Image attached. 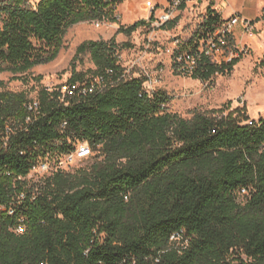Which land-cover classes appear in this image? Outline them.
Wrapping results in <instances>:
<instances>
[{"label":"trees","instance_id":"obj_1","mask_svg":"<svg viewBox=\"0 0 264 264\" xmlns=\"http://www.w3.org/2000/svg\"><path fill=\"white\" fill-rule=\"evenodd\" d=\"M124 1L0 0V72L28 79L58 57L71 27L117 23ZM213 7L176 53L218 28L222 16ZM149 23L121 25L117 34ZM118 50L115 37L83 41L69 82L112 68L114 84L65 101L60 90L42 86V118L26 126L24 105L33 97L0 80V264H264V117L250 124L239 109L191 118L169 112V96L149 91L147 78L120 79ZM87 53L95 68L76 70ZM240 58L221 65L205 58L191 77L208 81ZM8 125L17 133L4 145ZM85 141L93 151L89 166L28 178L40 160Z\"/></svg>","mask_w":264,"mask_h":264},{"label":"rangeland","instance_id":"obj_2","mask_svg":"<svg viewBox=\"0 0 264 264\" xmlns=\"http://www.w3.org/2000/svg\"><path fill=\"white\" fill-rule=\"evenodd\" d=\"M211 1L220 5L221 11L216 5L213 8L222 18L236 14L240 20L252 21L255 29L246 30L239 23L234 31L235 40L240 48L246 47L247 52L241 55L232 70L215 74L211 80L203 81L176 72L173 52L177 40L186 43L191 38H196L195 34L201 27ZM142 3L145 0L122 2L116 10V14H120L117 23L93 21L71 27L65 36L64 48L54 61L34 68L28 79H19L11 72H0V80L5 82L8 90L24 91L30 97H35L42 86L63 85L69 80L73 71L72 60L77 47L83 41L110 40L115 37L119 44L120 63L131 75L147 78V89L151 92H166L169 96L167 111L191 118L195 111L226 115L239 109L240 115L247 118L243 123L264 117V0H192L183 9L175 12L174 20L177 21L172 28L165 30L148 24L130 36L117 34L121 25L129 26L149 18L148 10ZM160 12L161 7H158L157 14ZM93 68L95 64L89 53L76 61L78 71L86 72ZM38 76L43 78L38 80ZM237 115L238 112H235L234 116ZM90 159L73 161L65 164L63 169L74 172L89 166L92 162ZM244 195L246 193L243 191L239 193L240 200ZM174 240L178 246L183 245V240Z\"/></svg>","mask_w":264,"mask_h":264},{"label":"built area","instance_id":"obj_3","mask_svg":"<svg viewBox=\"0 0 264 264\" xmlns=\"http://www.w3.org/2000/svg\"><path fill=\"white\" fill-rule=\"evenodd\" d=\"M190 1L192 0H163L158 2L145 0V7L149 13V18L147 21H149V24H152L153 26L161 27L164 24L173 21L176 17L175 12L183 9V6H186V4H188ZM158 7H161V12L159 14H157ZM239 23H242L246 30L253 31L255 29L252 21L247 19L240 20L236 14H233L229 18H222L218 28L208 32L205 36L200 38L195 49L176 53L177 50L182 47V42L177 40L176 47L174 48L173 52L174 65L177 66V71L180 74L192 76L199 68V64L205 58L208 59L212 64L221 65L222 63L230 62L233 58L239 57L247 52L246 47L240 48L235 40L236 37L234 31ZM114 74L115 70L110 68L107 70L106 75H97L87 78L84 81L77 82H69L68 80L63 85L48 84L46 85V88L49 91L60 90L62 93V100L65 101L76 94L88 95L104 91L109 84H114L113 81H109L108 79V76H112ZM131 76L133 75H131V73H129V71L125 68L124 72L120 76V79ZM60 85L62 86L61 89L59 88ZM145 86L147 88V84H145ZM24 108L27 114L25 117V126L34 122L35 120L42 118V104L39 97H33L24 105ZM249 123L253 124L254 120H250ZM14 133L15 131L13 130L12 126L8 125L5 132L2 133L4 145H7L10 142ZM92 154L93 151L90 144L86 141L80 142L74 151L66 155L60 156L59 158H46L37 162L32 167L28 178L38 179L46 174H52L59 168L63 169L65 164H70L76 160H86L90 158ZM19 178L23 179L22 176ZM243 192H245V190H243ZM10 213H13V210H11ZM15 231L17 233L24 232V226H18Z\"/></svg>","mask_w":264,"mask_h":264},{"label":"crops","instance_id":"obj_4","mask_svg":"<svg viewBox=\"0 0 264 264\" xmlns=\"http://www.w3.org/2000/svg\"><path fill=\"white\" fill-rule=\"evenodd\" d=\"M125 1H129V2H132L133 0H125ZM124 1V2H125ZM211 2H213V1H211ZM214 3V5H216V7H217V9L219 10V11H221V7H220V5H217V4H215V2H213ZM145 3H142V5H144ZM121 6V5H120ZM120 6H118V9L120 8ZM118 15V14H117ZM120 15V14H119ZM118 15V16H119Z\"/></svg>","mask_w":264,"mask_h":264}]
</instances>
